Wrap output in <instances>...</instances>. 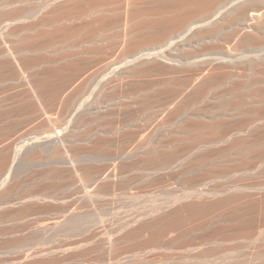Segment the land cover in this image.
I'll list each match as a JSON object with an SVG mask.
<instances>
[{"label":"bare ground","instance_id":"6f19581e","mask_svg":"<svg viewBox=\"0 0 264 264\" xmlns=\"http://www.w3.org/2000/svg\"><path fill=\"white\" fill-rule=\"evenodd\" d=\"M0 264H264V0H0Z\"/></svg>","mask_w":264,"mask_h":264}]
</instances>
